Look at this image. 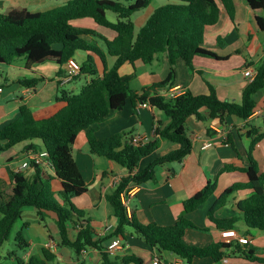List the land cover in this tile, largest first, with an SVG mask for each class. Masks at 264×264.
<instances>
[{
    "label": "trees",
    "instance_id": "obj_1",
    "mask_svg": "<svg viewBox=\"0 0 264 264\" xmlns=\"http://www.w3.org/2000/svg\"><path fill=\"white\" fill-rule=\"evenodd\" d=\"M153 1L136 0L126 5L123 0H70L46 11L33 12L27 8L13 7L0 13V64L12 65L24 59L28 69L47 63L63 66L82 52L88 53V56L76 76L91 78L80 93L61 90L54 108L47 114L36 116L30 107L22 106L19 118L0 129V153L30 143L25 147L27 154L46 151L53 164V169L32 165L30 169H33V175L21 171L13 173L12 194H1L0 264L3 260V246L10 240L13 228L22 219L25 208L35 209L41 222H45L49 214L56 216L60 245L73 251L78 264H85L80 260L83 250L103 249L102 241L95 240L94 229L90 226L86 212L74 202L88 191L84 176L73 157V145L83 132H87V141L93 155L111 160L129 171V175L122 178L116 189L108 195L118 225L107 239L122 240L125 230L132 228L160 256L172 253L187 264L195 259L206 258L216 262L243 258L264 264V258L259 257V250L251 243L242 244L238 240H231L199 247L185 242L189 230L209 232L208 228L198 227L188 216L213 198L218 176L184 202V210L173 226H161L156 222L143 226L134 213L129 216L122 203L121 195L124 192L155 181L159 167L182 162L192 153L193 142L187 124L191 117L203 121L205 118L202 111L206 110L211 120L223 126L230 116L248 120L258 107L255 100L257 94H264L263 58L256 68V79L244 89L239 103L220 100L217 90L208 81H205L209 88L208 94L196 95L188 90L177 98L163 96L176 86L178 61H183L190 71H195L197 57L218 59L204 43L205 31L207 27L218 23L223 8L232 19L235 18V0H173L175 3L158 7L137 33L132 17L136 12L149 7ZM245 1L255 13L259 28L264 31V17L260 16L264 12V0ZM108 12L117 15L116 22L109 20ZM85 18L111 30L114 38L110 40L97 30L73 24ZM161 54L166 55L169 63L167 78L141 91L131 89L132 78L121 75V68L125 64L134 66L137 62L150 65ZM95 56L103 64L102 76H98ZM107 57L115 59L110 67L107 65ZM40 81L41 78H34L20 83L24 87H35ZM128 102L136 111L139 103L149 102L163 112L170 122L158 126L154 139L145 144L136 145V135L132 132L99 140L93 126L105 122L114 112L123 110ZM255 133L252 130L248 133L251 141L247 166L239 168L226 165L222 170L243 172L248 181L231 185L220 197L214 199L208 217L221 232L237 229L240 218L226 217L222 210L234 193L244 190L252 191V195L237 203L243 221L249 231H264V172L260 171L253 156L264 133L253 137ZM162 140L177 144L178 148L141 168L142 161L159 149ZM55 182L59 183V192L54 189ZM23 229L17 233L16 242L19 248L28 249L30 243ZM70 229L77 232L75 240L70 238ZM7 257L14 259V264H51L56 259V255L47 248H43L41 255L30 256L27 263L15 251L9 252ZM102 258L101 264H144L134 256L125 257L119 262L113 261L107 250L103 252Z\"/></svg>",
    "mask_w": 264,
    "mask_h": 264
},
{
    "label": "crops",
    "instance_id": "obj_2",
    "mask_svg": "<svg viewBox=\"0 0 264 264\" xmlns=\"http://www.w3.org/2000/svg\"><path fill=\"white\" fill-rule=\"evenodd\" d=\"M70 0H0V13L9 8L23 7L33 12L46 11ZM132 2V1H131ZM131 2H124L129 5ZM175 3L170 0L164 2ZM163 4V5H165ZM161 5V6H163ZM235 18L232 19L223 8L218 23L206 28L204 43L217 55L218 59L212 57H197L195 59V71H190L183 61L176 65V86H182L186 91L190 90L196 95L209 93L205 81H208L217 90L220 100L229 102H240L244 89L249 82L244 76L247 68L256 69L264 58V31H262L255 18V13L245 0H235ZM160 6L152 4L145 8H151V14ZM108 15V14H107ZM264 17V12L260 13ZM75 26L96 30L97 24L90 18L74 21ZM110 40L111 35L101 33ZM88 53L79 52L74 60L82 65ZM24 60V59H23ZM18 60L12 65L0 64V129L9 123L16 121L20 115L22 106L30 107L36 116L50 112L55 104L56 98L61 90L77 93L80 80L85 84L91 80L84 75L76 76L65 82L68 75V63L61 66L55 63H47L26 68L25 60ZM115 62L114 58L107 57V65L110 67ZM98 68V76L103 75V64L95 56ZM60 73H63L62 76ZM121 75L137 79V89L141 91L164 81L169 73V63L165 54L156 57L150 65L137 62L135 65L125 64ZM29 75L30 78H29ZM41 78L35 87H24L20 81ZM81 91V90H80ZM264 106V94L258 103V107ZM205 118L199 121L194 117L188 120L189 136L193 142L192 153L182 162L168 164L159 167L156 171V179L153 182L140 186L136 194L130 197L129 216L135 214L139 223L146 226L156 222L161 226H173L178 216L184 210V202L201 191L209 181L218 176L216 192L208 202L203 204L197 211L188 217L198 227L208 228L204 233L189 230L185 236V242L189 245L206 247L213 242L226 241L222 233L208 217L209 210L214 199L220 197L223 192L233 184L246 183L248 177L240 171L222 172L226 165L243 168L247 166V152L251 138L248 133L256 131L253 137L264 133V114H253L248 120H242L235 116L227 118L225 126L218 121L211 120L206 110L202 111ZM170 120L163 112L150 106L141 110H134L131 102H128L121 111L114 112L105 122L96 124V137L104 140L115 134L132 132L148 143L154 139L155 129L158 126L167 125ZM210 130V132L208 131ZM87 132L81 133L73 145V157L79 171L84 176L88 186L87 193L76 199V206L85 211L90 226L94 229L96 241H102L103 249L89 248L83 250L80 260L85 264H101L103 252L110 245L118 225V219L113 216V209L108 201L110 195L117 187L119 181L129 175V171L117 163L103 157L93 155L90 152L87 141ZM212 141L213 145L207 149L202 146ZM39 144L38 142H36ZM30 144L14 147L11 150L0 153V205L1 194L11 195L13 190V173H16L22 163L27 159L25 147ZM177 144L162 140L159 149L151 156L142 161L141 168L153 162L159 157L176 150ZM253 156L258 163L260 171L264 172V138L257 144ZM49 172H53L48 170ZM27 175H33V169L22 171ZM56 192L60 191L58 182L54 183ZM252 195V191L244 190L234 193L222 213L226 217L240 218L235 230L239 235L248 237L250 243L259 250V257L264 258L260 252L264 249V231L250 230L246 227L237 203ZM23 210L22 219L27 224L25 229L33 228L34 225L42 231L28 232L25 236L30 243L29 252L24 259L27 263L32 255H41L43 248H47L56 255L51 264H78L75 254L69 247L60 245L56 216L49 214L46 221L41 223L37 211H28L25 215ZM32 218V219H29ZM33 223V224H32ZM30 227V228H29ZM70 238L75 240L76 230L70 229ZM24 235L26 233L24 232ZM124 248L117 251L116 255H110V259L119 262L125 257H137L144 264H167L178 259L172 253H163L160 256L156 250L139 238L132 228L125 230L122 238ZM160 257V259H159ZM231 259H235L231 261ZM226 261L216 262L210 258L195 259L191 264H261L249 262L243 258H231ZM14 260V259H11Z\"/></svg>",
    "mask_w": 264,
    "mask_h": 264
},
{
    "label": "built area",
    "instance_id": "obj_3",
    "mask_svg": "<svg viewBox=\"0 0 264 264\" xmlns=\"http://www.w3.org/2000/svg\"><path fill=\"white\" fill-rule=\"evenodd\" d=\"M68 66H69L68 75L65 78V82L70 81L73 77H75L80 72V65L74 59L69 60ZM257 74H258L257 70L254 68H247L244 71V76L249 83L254 82V80L257 77ZM2 91L3 89L0 88V93H2ZM185 92H186L185 88L179 85V86H175L171 88L167 93L163 94V96H165L166 98H177L183 95ZM150 106L151 105L149 102H141L138 104L137 110H141L142 108H147ZM253 114L255 115L264 114V106L262 108L256 109ZM134 143L136 145H141V144H145V141L143 138L136 135L134 139ZM212 145H213L212 141L206 142L202 146V149H207L211 147ZM32 165H36V166H39L45 169H53V164L49 160L48 152L41 151L38 153H33V152L28 153L26 161L22 163L20 169L17 172L28 170L32 167ZM138 189H139V186L130 188L129 190H127L121 195L122 203L127 208V211L130 210V200L129 199L130 197L136 194ZM222 238L226 240L225 242H229L231 240H238L242 244L250 243V240L248 239V237L239 235L235 230L223 232ZM123 248H124L123 241L119 238H114L111 241L110 245L108 246L107 252L110 255H116L117 251L122 250ZM223 261L227 262V259ZM167 264H187V263L182 258H178Z\"/></svg>",
    "mask_w": 264,
    "mask_h": 264
},
{
    "label": "rangeland",
    "instance_id": "obj_4",
    "mask_svg": "<svg viewBox=\"0 0 264 264\" xmlns=\"http://www.w3.org/2000/svg\"><path fill=\"white\" fill-rule=\"evenodd\" d=\"M124 2H126V0H123ZM136 0H133L131 3L135 2ZM167 1H170V0H154V5L157 7V6H161L163 4H165L164 2H167ZM153 9V8H151ZM151 9L149 10H146V9H142L138 12H136L133 17H132V20L134 21L135 23V26H136V32L138 33L140 31V29L145 25L146 21L148 20V18L151 16ZM108 18L110 21L112 22H116L117 21V15L113 12H108ZM99 33H105V34H108V35H111L113 34V32L111 30H108V29H105L103 27H100V26H97V29H96ZM20 62H24V60L22 59V61ZM31 75H29V78H30ZM137 79H134L130 86H131V89H137V86H138V83H137ZM85 85V81L84 80H80L79 81V87H78V90H77V93H80V90L82 89V87ZM26 144V143H24ZM23 144H20V145H17L18 147L22 146ZM11 152H12V149H11ZM28 211H34L33 208H25V215H28ZM29 219H32V218H29ZM24 220L21 219L19 221H17V223L15 224L14 228H13V231H12V236L10 238V240L8 242H6L3 246V249H2V256H3V260L1 261V264H14V260H11L10 258H8V253L11 252V251H15L16 254L19 256V257H24L25 254L27 252H29V249H21L18 247L17 245V242H16V236H17V233L23 228V224H24ZM42 225L43 223L45 222H41ZM46 223H49V219L46 221ZM33 224V223H32ZM33 228H30V229H25V233L26 235L25 236H29L30 234L28 232H33L35 233L34 231H42V229L40 230V228H37L35 227L34 225H31ZM258 231V230H257ZM258 249V248H257ZM262 251L260 252V254H262V256H264V249H261ZM235 259H231V261H234Z\"/></svg>",
    "mask_w": 264,
    "mask_h": 264
},
{
    "label": "water",
    "instance_id": "obj_5",
    "mask_svg": "<svg viewBox=\"0 0 264 264\" xmlns=\"http://www.w3.org/2000/svg\"><path fill=\"white\" fill-rule=\"evenodd\" d=\"M262 96H263V93H262V92H259V93L257 94V97H256V99H255L257 103L260 102Z\"/></svg>",
    "mask_w": 264,
    "mask_h": 264
}]
</instances>
